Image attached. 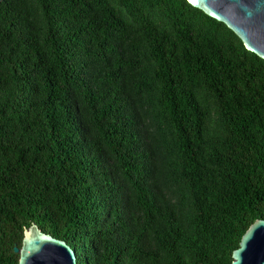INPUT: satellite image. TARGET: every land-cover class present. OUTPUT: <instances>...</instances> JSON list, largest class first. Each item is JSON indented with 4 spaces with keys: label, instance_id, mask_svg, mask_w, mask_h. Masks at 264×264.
Instances as JSON below:
<instances>
[{
    "label": "trees",
    "instance_id": "16d2710c",
    "mask_svg": "<svg viewBox=\"0 0 264 264\" xmlns=\"http://www.w3.org/2000/svg\"><path fill=\"white\" fill-rule=\"evenodd\" d=\"M264 219V62L187 0H0V264L34 222L77 264H230Z\"/></svg>",
    "mask_w": 264,
    "mask_h": 264
},
{
    "label": "water",
    "instance_id": "95a60500",
    "mask_svg": "<svg viewBox=\"0 0 264 264\" xmlns=\"http://www.w3.org/2000/svg\"><path fill=\"white\" fill-rule=\"evenodd\" d=\"M210 19L226 25L246 50L264 62V0H187ZM18 264H77L66 241L43 232L31 222L23 230L21 246H14ZM230 264H264V219H255L232 251Z\"/></svg>",
    "mask_w": 264,
    "mask_h": 264
}]
</instances>
